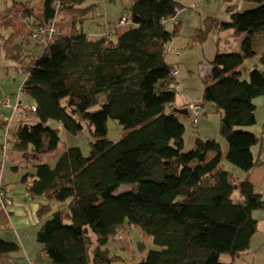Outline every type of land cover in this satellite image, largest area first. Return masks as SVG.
<instances>
[{
    "label": "trees",
    "instance_id": "obj_1",
    "mask_svg": "<svg viewBox=\"0 0 264 264\" xmlns=\"http://www.w3.org/2000/svg\"><path fill=\"white\" fill-rule=\"evenodd\" d=\"M243 2L257 7L240 12L229 5L228 21L206 18L192 36L202 43L213 29L246 34L241 54H216L203 80L201 106L220 116L226 152L214 139H196L170 158L159 154L181 142V119L192 120L166 112L176 94L167 45L179 31L163 20L176 16L179 2L132 0L130 24L95 39L80 28L95 10L84 0H13L0 10L4 58L26 72L23 91L35 108L34 123L18 128L14 149L36 160L55 152L61 141L49 121L73 136L86 130L91 140L89 156L67 147L54 165L39 164L23 180L30 197L64 202L69 212L64 224L62 210L49 203L37 210L35 241L51 264H112L105 246L126 225L156 247L128 264H223L222 255L235 259L247 250L256 229L252 214L264 210V191L248 179L264 165V125L259 136L246 131L256 124L253 100L264 95V72L252 70L245 80L238 68L256 55L252 37L264 30V0ZM53 21L58 34L49 39ZM258 60L264 65V53ZM108 120L122 129L116 142L106 137ZM223 161L243 179L237 182ZM121 185L133 188L116 194ZM19 250L0 240V256Z\"/></svg>",
    "mask_w": 264,
    "mask_h": 264
},
{
    "label": "crops",
    "instance_id": "obj_2",
    "mask_svg": "<svg viewBox=\"0 0 264 264\" xmlns=\"http://www.w3.org/2000/svg\"><path fill=\"white\" fill-rule=\"evenodd\" d=\"M176 1L182 5V8L174 17V22L169 25L178 26L179 32L178 35L173 37L168 43L165 58V62L171 67L172 72H177L173 75L176 94L174 102L167 107V112L176 113L174 109L183 110L186 113L176 114L186 116L187 114L190 115L188 111L189 104L198 102L201 104L200 100L202 99L204 89L203 80L210 73L211 62L216 54H241L242 43L246 37V34L237 36L232 29H213L204 42L195 43L192 40L193 34L203 26L206 18L228 21L229 14L226 8L229 5H235L236 9L242 12L246 8L249 10L256 8L257 4L245 3L243 0H238L237 3H234V0H202L204 2V6H202L204 10H201V12H198L194 17H191L190 13L193 12L188 11L192 9V4L196 3H192L191 0ZM194 1L199 2L200 0ZM211 1H219L220 4L218 3L213 7L210 6ZM252 38L256 55L252 59L245 60L238 68V71L245 80L248 79L250 71H259V69H256L254 66L256 63H259L258 59L260 54L264 53V30L255 34ZM259 65L261 64L259 63ZM15 66L16 64L4 58L0 39V240L16 243L20 246V250L17 253L9 254L8 256L1 255L0 264H51L43 255V247L35 241L36 231L39 228L36 213L39 205H42V202H44L43 198L30 197L25 190L23 180L25 177L30 176L35 167L39 164L54 165L58 155L65 150L67 146L60 143L59 148L55 152L42 155L38 160L34 159L29 152L30 159L26 157V151L14 149L13 142L18 128L21 125H31L34 123L32 115L25 118L19 115V109L33 105V101L23 91V84L27 77L26 72L17 69ZM5 100L9 101V105H5ZM18 103L20 107L17 109ZM253 104L255 105L256 125L261 124V126L247 128L246 131L259 136L262 125H264V95L255 98ZM205 112H207V109L204 107L202 116L207 118L215 115L220 119L218 114L207 112L206 115H203ZM181 121L183 122V119H181ZM48 124L49 122L47 125ZM194 132L197 133L194 141L196 139H214L221 147L222 152H226L227 144L226 149L223 150V145L225 144L223 138H216L214 135L209 137V135H207V129L204 128H202V133L204 134L202 136L199 130L197 131L196 129ZM182 140L178 144H172L159 155L164 158H170L179 151H184ZM191 147H193V145ZM22 152L24 154H22ZM252 153L256 156L257 148H253ZM228 171L235 175L237 182L241 181L244 177L237 169L233 170V168H231ZM248 179L254 185L258 193H263L264 165L255 167L250 172ZM30 180L29 177L27 181L29 182ZM19 183L22 184L24 190L18 186ZM13 189H17L19 194H14ZM3 193L5 195L4 200H8L11 204L7 205L4 207L5 209L3 208L2 210L1 195L3 196ZM47 199L49 200V198ZM49 201L56 204V206L59 204V202L56 203L54 200ZM51 203H49L50 206ZM53 208L54 207H52L51 210L56 211L55 208ZM252 217L256 222V229L249 241L247 250L235 259H231L227 255H222L220 257L221 263L264 264V210L254 211ZM62 221L64 224H70V216L62 215Z\"/></svg>",
    "mask_w": 264,
    "mask_h": 264
},
{
    "label": "rangeland",
    "instance_id": "obj_3",
    "mask_svg": "<svg viewBox=\"0 0 264 264\" xmlns=\"http://www.w3.org/2000/svg\"><path fill=\"white\" fill-rule=\"evenodd\" d=\"M12 1L13 0H0V10H4L7 7H10ZM16 1H22V0H16ZM191 1L192 3H196V4H192V9H189L188 12H193L190 14L191 17H194L198 12L204 10L202 8V6H204V2L202 0H200L199 2H195L194 0ZM237 1L238 0H234V3H237ZM218 3L220 4L219 1L216 2L211 1L210 6L215 7ZM84 4L95 5V10L90 14L91 17L93 16V19L85 20L80 28L83 31V33L89 37V39H95L103 35H109L110 37H113L111 33L116 28H118V20L124 15L125 12H127L128 8L132 4V0H84ZM248 10L249 9L246 8L243 11H248ZM254 67L256 69H259L260 73H263L264 65H262L261 67L259 63H256ZM103 99H104V95L101 96V100ZM167 110L168 109L166 108V112ZM219 120H220L219 117L215 115L207 118L205 116H201L199 125L197 127H193L191 124H189V122H187L188 120L187 121L183 120V124L185 125V132H184L185 134L184 137H182L183 139L182 145L184 147V151H187L193 145L194 139L197 135V133L194 132L196 131V129L197 131L199 130L201 136L204 135L202 133V128H204L207 129V135H209V137H212L214 135V137L216 138H220V137L223 138L218 131ZM48 126L58 131L59 139L62 144H64L67 147L77 146L80 148L84 157L89 156L90 153L89 143L91 142V140L88 137L86 130L84 133H81L78 136H73L65 132L62 129V127L56 122L49 121ZM255 126L260 127L261 124L260 125L255 124L254 126L249 128H255ZM121 136H122L121 127L115 121L108 120L106 137L109 140L116 142L121 138ZM223 142L225 143L223 145V150H225L226 142L224 138H223ZM22 154L24 153L22 152ZM25 155L28 159H30V155L28 152H26ZM222 164L226 167L227 170L231 168H233V170H236V168L231 167V165L226 161H223ZM0 175H1V168H0ZM18 186H20V188L23 189L22 184L19 183ZM132 188H133L132 186L121 185L120 188L117 190L116 194L130 190ZM13 190H14L13 191L14 194L16 195L19 194V191L17 189H13ZM4 196L5 195L3 193V198ZM37 198H43L44 201L42 202L43 204L51 203L49 201L51 199L48 200L45 195H41L40 197L38 196ZM55 202L58 203L57 201ZM52 207H54L55 210L58 209L62 210V215L70 216L68 215L69 214L68 210L64 209L65 208L64 202H59L58 206H56V204L54 203H51L50 208ZM3 208L4 207L1 206L2 210ZM89 235L91 236V239L95 241V236L90 231H89ZM105 247L110 252V255L114 257V259L112 260V264H128L133 261L135 263H140L144 260L149 250L156 248L152 242V238L144 234L138 227L134 225H126L124 230H121L115 236H111Z\"/></svg>",
    "mask_w": 264,
    "mask_h": 264
},
{
    "label": "built area",
    "instance_id": "obj_4",
    "mask_svg": "<svg viewBox=\"0 0 264 264\" xmlns=\"http://www.w3.org/2000/svg\"><path fill=\"white\" fill-rule=\"evenodd\" d=\"M164 23L166 24H172L174 22V18H170V19H164L163 20ZM130 24V18H129V14L128 11L124 13V15L118 20V26H126ZM49 39H53V37L57 36L58 31H57V27L55 26L54 21L51 22L49 24V28L46 30L45 32ZM177 72L173 71L172 75H175ZM5 105H9V101L5 100ZM20 107V104H17V109ZM35 108L34 106L30 105L27 108H21L19 109V115H21L23 118L28 117L30 115V113L34 112ZM188 111L190 112L191 115V124L193 127H196L199 124V120L200 117L203 113V108L201 106L200 103H191L188 106ZM1 202H2V206L6 207L7 205L11 204L10 202H8V200H4L5 197L3 198V196L1 195Z\"/></svg>",
    "mask_w": 264,
    "mask_h": 264
},
{
    "label": "water",
    "instance_id": "obj_5",
    "mask_svg": "<svg viewBox=\"0 0 264 264\" xmlns=\"http://www.w3.org/2000/svg\"><path fill=\"white\" fill-rule=\"evenodd\" d=\"M174 112H176V113H178V114L186 113L185 111H183V110H178V109H174Z\"/></svg>",
    "mask_w": 264,
    "mask_h": 264
}]
</instances>
